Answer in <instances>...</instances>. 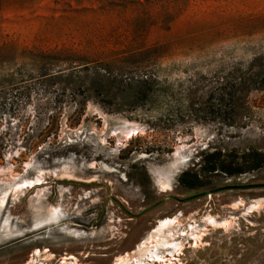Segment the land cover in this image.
<instances>
[{
    "label": "rangeland",
    "instance_id": "374dc122",
    "mask_svg": "<svg viewBox=\"0 0 264 264\" xmlns=\"http://www.w3.org/2000/svg\"><path fill=\"white\" fill-rule=\"evenodd\" d=\"M250 74L264 0H0V264H264Z\"/></svg>",
    "mask_w": 264,
    "mask_h": 264
},
{
    "label": "bare ground",
    "instance_id": "6f19581e",
    "mask_svg": "<svg viewBox=\"0 0 264 264\" xmlns=\"http://www.w3.org/2000/svg\"><path fill=\"white\" fill-rule=\"evenodd\" d=\"M111 124V123H110ZM141 129L134 125V124H128L125 122H119L118 120L116 121V123L114 124V127L112 129V133H114L115 137H117V140H127L129 138H132L133 136H135L138 132H140ZM260 201H255L254 204H258ZM198 236L195 235L193 237V239H197ZM155 244L157 246H159L161 249L162 248H172L173 253H176L179 251L180 245L177 243H174L172 240L169 241L167 240L165 237L158 239H155ZM157 249H154L153 251H148V262H137L136 264H155L156 262H158L159 264H166L167 262H169L170 260L167 259L164 255H160L157 254L156 252ZM167 256V255H166ZM168 256H172L171 253L168 254ZM120 260H125L121 258ZM119 261V259H118Z\"/></svg>",
    "mask_w": 264,
    "mask_h": 264
},
{
    "label": "trees",
    "instance_id": "16d2710c",
    "mask_svg": "<svg viewBox=\"0 0 264 264\" xmlns=\"http://www.w3.org/2000/svg\"><path fill=\"white\" fill-rule=\"evenodd\" d=\"M250 86H252L253 89H256V90H263L264 89V77L260 76V75H257V74H250ZM204 171H208V172H214L216 170H219L221 172H224L226 173L227 175H233V174H241L243 173V170L242 169H239V168H227V167H224L222 165H219V166H216V165H213V166H210V165H207L204 167L203 169ZM181 183L189 188H193L194 185H191L187 182H184L183 179H180Z\"/></svg>",
    "mask_w": 264,
    "mask_h": 264
},
{
    "label": "water",
    "instance_id": "95a60500",
    "mask_svg": "<svg viewBox=\"0 0 264 264\" xmlns=\"http://www.w3.org/2000/svg\"><path fill=\"white\" fill-rule=\"evenodd\" d=\"M212 193H214V191H211V192H208V193H205V194H201V195H199L198 197L207 196V195L212 194Z\"/></svg>",
    "mask_w": 264,
    "mask_h": 264
}]
</instances>
